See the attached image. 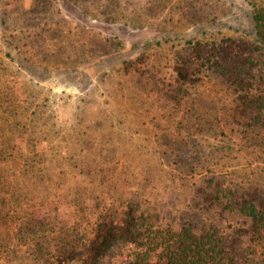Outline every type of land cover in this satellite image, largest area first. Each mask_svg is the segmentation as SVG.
<instances>
[{
	"label": "rangeland",
	"instance_id": "obj_1",
	"mask_svg": "<svg viewBox=\"0 0 264 264\" xmlns=\"http://www.w3.org/2000/svg\"><path fill=\"white\" fill-rule=\"evenodd\" d=\"M253 12L247 0H0V141L24 143L10 155L22 165L0 163V192L25 207L16 234L0 228V264H51L103 207L126 201L164 228L244 227L245 264H264L253 222L204 194L219 181L264 195V118L237 113L233 86L212 70L170 89L183 104L165 87L189 41H256ZM126 251L114 246L102 264Z\"/></svg>",
	"mask_w": 264,
	"mask_h": 264
},
{
	"label": "trees",
	"instance_id": "obj_2",
	"mask_svg": "<svg viewBox=\"0 0 264 264\" xmlns=\"http://www.w3.org/2000/svg\"><path fill=\"white\" fill-rule=\"evenodd\" d=\"M247 1L254 8L256 41L233 36L189 41L186 55L173 64L174 75L165 87L169 91L177 86L197 83L203 71L212 70L233 86L237 94V113L243 117V111L248 110L251 119L258 121L264 118V6H258L255 0ZM169 93L173 101L185 103V95L178 96L180 90H170ZM2 134L4 137L3 130H0V136ZM37 135L40 140L44 139L42 129ZM23 148L24 143H6V139H2V167L16 164L18 168L22 165L17 157L10 155ZM41 157L38 155L36 161L39 165ZM11 174L16 175V170ZM211 182L207 183L204 192L206 199L222 205L224 211L249 218L256 227L255 233L264 238V195L256 189L238 192L226 182ZM19 197V194L9 197L0 192V228H6L7 233L16 234L12 231L18 214L16 210L25 209L24 201ZM248 231L238 226L234 232H227L217 225L199 230L189 225L164 228L153 210L126 201L103 207L91 221L88 237L81 243L69 241L58 254L47 256L44 261H52L51 264H102L103 257L114 246L124 245L127 251L120 264H245L250 255L247 251L249 242L245 238ZM37 249L42 257L44 248Z\"/></svg>",
	"mask_w": 264,
	"mask_h": 264
}]
</instances>
